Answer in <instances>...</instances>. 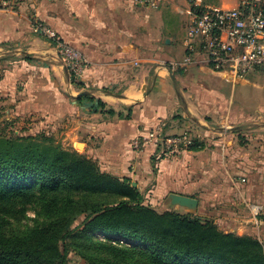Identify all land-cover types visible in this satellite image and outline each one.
Instances as JSON below:
<instances>
[{
  "label": "crops",
  "instance_id": "0c3cea01",
  "mask_svg": "<svg viewBox=\"0 0 264 264\" xmlns=\"http://www.w3.org/2000/svg\"><path fill=\"white\" fill-rule=\"evenodd\" d=\"M204 1L235 6L238 0ZM18 4L20 11L0 10V49L12 45L6 56L15 62L7 74L12 78L0 79V93L9 91L15 100L16 88L8 82L22 80L23 113L43 111L66 129L61 132L73 145L83 147L78 152L103 171L129 177L136 187L152 183L195 197L197 208L246 203L257 196L264 203L254 191L264 194V66L233 81L228 71L213 70L200 51L185 61L186 0H165L156 9L132 0ZM31 15L86 57L89 65L79 77H69L53 41L35 38L38 49L31 47ZM33 69L40 79L30 77ZM34 86L44 90L33 92ZM161 132L193 134L200 146L154 165ZM254 218L257 226L264 223ZM244 228L236 234L251 235Z\"/></svg>",
  "mask_w": 264,
  "mask_h": 264
},
{
  "label": "trees",
  "instance_id": "16d2710c",
  "mask_svg": "<svg viewBox=\"0 0 264 264\" xmlns=\"http://www.w3.org/2000/svg\"><path fill=\"white\" fill-rule=\"evenodd\" d=\"M30 211L34 224L19 229ZM81 216L88 264H264L257 237L223 231L194 213L156 211L129 177L48 136L0 137V264H66V239ZM95 232L124 241L98 240Z\"/></svg>",
  "mask_w": 264,
  "mask_h": 264
},
{
  "label": "built area",
  "instance_id": "2783aa9c",
  "mask_svg": "<svg viewBox=\"0 0 264 264\" xmlns=\"http://www.w3.org/2000/svg\"><path fill=\"white\" fill-rule=\"evenodd\" d=\"M132 1L137 6L156 9L165 0ZM186 1L183 12L187 16L188 55L185 61H190L192 53L200 51L213 70L228 71L233 81H240L250 71L264 66V0H238L235 6L212 5L204 0ZM7 4L8 0H0V8ZM37 29L54 41L56 53L66 69L75 78L79 77L89 65L86 57L62 40L52 27L38 22ZM161 142L165 145L163 152L171 154L180 153L193 144L186 134L168 135ZM137 144L135 140L134 145ZM250 209L258 216L263 205L252 203Z\"/></svg>",
  "mask_w": 264,
  "mask_h": 264
},
{
  "label": "rangeland",
  "instance_id": "374dc122",
  "mask_svg": "<svg viewBox=\"0 0 264 264\" xmlns=\"http://www.w3.org/2000/svg\"><path fill=\"white\" fill-rule=\"evenodd\" d=\"M22 0H8V3L6 6L0 8V10H19L21 9L22 5L18 4ZM211 3H217L218 1L215 0H209ZM164 3V2H163ZM162 3V4H163ZM161 4V5H162ZM32 18V38L33 41L31 43V47L37 48L39 42H35V38H38L36 40L44 43L48 40H50L45 34H43L40 30L37 29L38 22L35 17L31 15ZM2 50L0 49V52H3L4 54H0L2 59H0V79L5 78V76H8L7 74L13 69L12 65L15 62H9L10 57L6 56L11 53V49L13 46H3L1 47ZM8 49V50H6ZM39 62V58H35L33 60H36ZM11 61V60H10ZM31 78H35L36 80L40 79V76H38L39 71H35V69L31 70L30 73ZM9 77V76H8ZM69 77L74 78V76L71 74L69 71ZM12 78V77H9ZM30 80V79H29ZM22 80H18L17 82H8L9 85L14 84V88H16L15 92V100L10 99L8 97L9 91L0 93V137H13L15 135H45L50 138L55 143H59L63 148L67 149H75L77 151H82L83 147L78 146L76 143L73 145V142L69 139L66 138L67 133L62 134V130L64 127L59 126V123L56 125V120L50 121L47 119V117L42 114L43 111L41 112H32V114H25L21 111L19 104L21 103L20 98H18V91H23V84H21ZM53 84V83H52ZM48 85H51L48 83ZM53 87V86H52ZM44 90L43 86H34L31 91L35 92L36 90ZM37 92V91H36ZM18 105V106H17ZM68 131H69V127ZM66 130V129H64ZM67 131V132H68ZM162 131V130H161ZM185 133V132H184ZM182 134V132L180 133ZM168 135H173L172 134H165L163 132L160 133L159 137L156 139L155 144V152H154L153 157H154V162L153 164H156V161L161 158H167L169 160H172L174 157H177V154H171V153H166L163 152L165 149V145L161 142L164 137ZM192 139L195 138V136L190 135ZM194 137V138H193ZM246 178V177H245ZM252 182L254 180L252 179ZM246 183V181H245ZM131 184L135 186L132 181ZM139 191L142 193L143 197V203L146 205H149L150 207L154 208L156 211L162 212L165 210H176L179 212H187V210L179 207V206H174L169 203L168 200V190H160L156 189L155 186L152 183L147 184L144 188H139ZM254 191L256 193L260 192L262 197L264 196L262 190H258V188H254ZM258 197V196H257ZM256 198H253L251 200H248L246 203L244 202H234L229 203V206H201L199 208H196L194 213L197 215H200L204 218H209L212 219L214 222H216L217 226L219 229L223 231H232V232H237L239 231L241 226H244L246 232H250L251 235H254L257 237L263 247H264V223L256 225V220L255 216L251 212L250 205L252 203H259L263 204V202H259ZM222 204V203H220ZM220 209L219 212H217ZM264 215V208L263 210L259 213V217ZM34 213L32 211L27 213V217L21 221V225L19 226V229L24 228L26 225L31 226L34 224L33 221ZM84 216H81L78 218V220L72 225V227H75L74 231V237H68L66 239L67 243V262L66 264H88V262L85 260V258L82 256V252L84 249L89 252L90 247L86 246L87 241L85 240V237L83 234L80 233V229L83 227L82 225V220ZM17 223H12V227H16ZM26 228V227H25ZM241 235H249V234H241ZM92 238L102 240V241H108L112 239V241H120L123 242L124 240L116 235H108L105 233L101 232H95L91 234ZM119 264H130V263H119Z\"/></svg>",
  "mask_w": 264,
  "mask_h": 264
},
{
  "label": "water",
  "instance_id": "95a60500",
  "mask_svg": "<svg viewBox=\"0 0 264 264\" xmlns=\"http://www.w3.org/2000/svg\"><path fill=\"white\" fill-rule=\"evenodd\" d=\"M167 197L171 205L179 206L187 212H194L198 205V200L192 196L170 192Z\"/></svg>",
  "mask_w": 264,
  "mask_h": 264
}]
</instances>
